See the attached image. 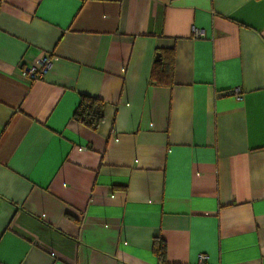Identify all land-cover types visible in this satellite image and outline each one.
I'll list each match as a JSON object with an SVG mask.
<instances>
[{
  "label": "crops",
  "instance_id": "obj_1",
  "mask_svg": "<svg viewBox=\"0 0 264 264\" xmlns=\"http://www.w3.org/2000/svg\"><path fill=\"white\" fill-rule=\"evenodd\" d=\"M0 264H264V0H0Z\"/></svg>",
  "mask_w": 264,
  "mask_h": 264
},
{
  "label": "trees",
  "instance_id": "obj_2",
  "mask_svg": "<svg viewBox=\"0 0 264 264\" xmlns=\"http://www.w3.org/2000/svg\"><path fill=\"white\" fill-rule=\"evenodd\" d=\"M169 69V70H168ZM166 73L169 76L170 68H168ZM165 70H159L151 74V77H155L157 80L166 77L167 74H163ZM158 76V77H157ZM104 102L96 97L81 94L79 96V102L72 113V118L83 124L88 129L95 131L97 130L99 124L103 120L104 114ZM153 251L156 253L157 258L160 262L165 261V243L162 240H153Z\"/></svg>",
  "mask_w": 264,
  "mask_h": 264
},
{
  "label": "built area",
  "instance_id": "obj_3",
  "mask_svg": "<svg viewBox=\"0 0 264 264\" xmlns=\"http://www.w3.org/2000/svg\"><path fill=\"white\" fill-rule=\"evenodd\" d=\"M193 33L195 37H202L203 32L199 29H193ZM50 65L49 58L46 56H41L36 60L35 64L29 66L21 67V75L27 77L29 79L35 80L41 78L47 71ZM227 94H236L237 90H228ZM205 257L200 256V261H204Z\"/></svg>",
  "mask_w": 264,
  "mask_h": 264
},
{
  "label": "water",
  "instance_id": "obj_4",
  "mask_svg": "<svg viewBox=\"0 0 264 264\" xmlns=\"http://www.w3.org/2000/svg\"><path fill=\"white\" fill-rule=\"evenodd\" d=\"M158 55V54H157Z\"/></svg>",
  "mask_w": 264,
  "mask_h": 264
}]
</instances>
